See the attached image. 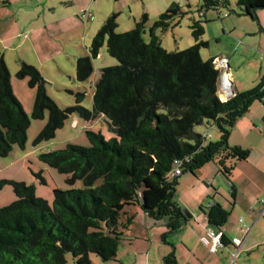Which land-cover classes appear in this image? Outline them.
I'll return each mask as SVG.
<instances>
[{
  "label": "trees",
  "instance_id": "16d2710c",
  "mask_svg": "<svg viewBox=\"0 0 264 264\" xmlns=\"http://www.w3.org/2000/svg\"><path fill=\"white\" fill-rule=\"evenodd\" d=\"M239 11L249 15L251 8L264 7V0H237ZM228 7L229 0H203L193 9L172 3L148 28L144 13L133 28L116 32L118 13H111L93 35L88 52L77 57L75 80L83 82L93 72L92 59L105 44L117 64L103 67L94 81L92 108L82 105L84 92H71V106L57 105L47 94V80L32 64L21 62L18 78H28L36 88L30 115L15 96L10 72L0 53V156L14 146L25 148L31 119H48L32 141L36 146L54 138L71 115L93 121L102 115L113 136L106 140L100 133L86 130L87 146L68 143L59 150L40 153L38 159L65 175L68 189L53 188L50 202L35 194V185L13 179L0 180V188L9 184L15 200L0 207V264H93L91 256L103 262L115 261L118 246L135 219L131 207L139 208L153 221L166 220L167 235L179 229L189 217L174 201L178 176L193 173L214 162L227 180L236 162L245 160L249 148L228 144L237 119L255 101L264 100V74L258 83L243 92H235L222 101L219 97L220 71L213 59L203 60L200 48L203 22L190 17L193 44L168 51L161 45L159 32L179 23L180 18L202 9ZM219 16L222 19L220 12ZM227 16V15H226ZM206 120L219 130V139L195 131ZM210 122V123H209ZM175 160L181 161V173L170 176ZM42 171V170H40ZM32 175L45 183L41 172ZM81 183V186L75 184ZM231 196L234 197V188ZM207 222L219 230L229 212L216 203L200 207ZM221 241L226 239L221 235ZM163 261L176 264L173 253Z\"/></svg>",
  "mask_w": 264,
  "mask_h": 264
},
{
  "label": "rangeland",
  "instance_id": "374dc122",
  "mask_svg": "<svg viewBox=\"0 0 264 264\" xmlns=\"http://www.w3.org/2000/svg\"><path fill=\"white\" fill-rule=\"evenodd\" d=\"M168 1L169 4L174 2L183 7H186V5L189 4L192 6V11L203 3V0ZM236 1L237 0H229L228 7L218 6L217 9L203 8L201 13L196 12L194 14L193 12H190L189 14H186L180 18L178 25L172 26L165 32H159V35L161 37V45L164 49L168 51H178L185 49L194 42L188 27L190 23V17L194 16L196 19L201 20L204 26L202 39L207 42V46L200 48L199 52L201 58L203 60H209L211 58L215 60L216 58L221 57H226L229 59L230 63L228 66L229 72H231L230 79L234 82L236 91L243 92L254 87L258 83L260 77L264 74V9L257 10L256 20L249 15L241 13L236 5ZM133 9L134 16H137L135 15V7H133ZM165 10L166 9H164L162 12ZM149 12L150 13L145 12L148 17V22L145 26V33L143 34L145 40L148 39L149 26L159 16V13H152V11ZM218 12L222 14V17L224 15L222 19L220 18ZM142 14L144 13H141L137 19H139ZM124 19L125 13L117 20L118 26L116 28V32H124L133 28L135 22ZM96 30L98 31L99 29ZM19 41L20 39L18 38H13L12 41L8 39L0 40V53L3 55L5 64L10 72L13 93L21 102L28 115H30L33 107L36 88L29 86L28 78L21 79L16 76L20 65L19 61L23 58L33 62L34 64H30L34 65L38 70H40L42 76L47 80V94L51 96L61 108L71 106L75 102V97L71 92L67 91L69 90L72 92H84L85 96L82 100V105L88 109H91L92 94L94 90L93 85L94 81L99 75L100 69L103 67L113 66L118 63L114 57L107 53L104 44L100 48L99 54L92 59L93 72L90 77L83 82H78L75 80L76 59H74L77 48L74 50L75 52L69 49L68 54H57L53 52V50H58L59 48L62 49L64 46H66L67 49L71 48L73 46L72 43L74 40L67 42V39H64L60 40L58 43L46 44L44 48L49 50L50 53L44 55L27 52V48L31 51V45L26 41H24V44H19ZM86 42L87 43L85 46H87L89 49L91 41L90 43L88 41ZM80 49L85 51V48ZM88 49H86L85 52H87ZM253 105L255 107L259 104L255 103ZM241 118L243 119V117H240L237 119L236 123L241 120ZM47 119L48 113L45 112V117L43 119H31L30 121L29 128L27 129V141L25 146L27 148L26 151L32 150V152H29L28 157L30 159H26L25 166L21 167L23 164L15 160L16 154L22 153L18 146H14L13 151L9 155L4 157L0 156V179L15 178L14 180L23 181L25 183L28 180L27 184L33 183L35 185L36 196L45 198L50 202L53 188L68 189L71 186L66 184L64 180L65 175L41 162L38 159V155L50 150L63 149L68 143L87 146L89 143L85 133L86 130L100 133L106 140H111L114 134L107 122V119L105 118H98L94 121L88 122L74 114V116L71 115V117L65 121L62 128L56 131L54 138L46 142H42L39 145L33 146V139L45 125ZM73 119H76V123L74 125H72L73 123L71 122ZM194 129L200 134H208L209 138L207 140L215 141L219 139L220 134L218 128L213 124H208L206 120L201 124L195 125ZM243 131L244 127H238L237 124H235L229 134L230 139L228 137V144L231 145L230 142L232 144H236L239 138H243L246 135ZM256 138L257 136L255 134H252V137H249V139L253 141L254 146L257 144ZM256 153L257 150L255 149L251 156L254 158ZM10 161L12 162L11 165L9 164ZM41 169L42 171H40ZM33 170L36 173L39 171L41 172V175L45 179V183L40 182L41 180L39 178H36L32 175L31 171ZM213 171H215V173L217 172V166L214 162H210L205 166L195 170L193 173L187 171L179 175L173 197L174 201L180 204V206L183 209H186L190 214H192L191 211L193 210L196 215L201 216H203V213L200 210V205L206 208L209 207L206 203L211 199L220 197L221 201L228 207L230 202L233 201V198L230 194V181H228L221 173H219L215 178L212 175H208L204 181L201 179L202 173L206 172L208 174L209 172ZM75 185L81 186V183H77ZM207 191L210 194L209 198L203 197ZM15 198V194L13 193L12 187L9 184H4L1 186L0 207L11 203ZM202 198L205 203H198V201ZM185 204H188V206H185ZM231 219L233 218H231L229 213L226 222L228 227V224H233ZM164 220L165 218L161 219L160 222L164 223ZM196 222L197 221L195 218L194 221H191L189 224H183L179 229L172 233V236L170 235L171 237L167 235L165 239H167V241H169V239H173L177 242L180 241L182 236H185V229H195L197 224ZM199 222L204 223V219H199ZM158 225L160 224L158 223L157 227H159ZM163 230L165 231L164 227ZM121 243L122 241L120 244ZM180 251L181 249L178 247L176 253L180 256V264H182L183 261ZM222 254L223 251L221 253H216L217 256H221ZM223 255H225V260L223 259V261L219 264H264V245L257 246L256 249H253L250 252H245L240 256L237 254L233 260L231 258L232 254L230 252L224 253ZM91 259L93 264H118L117 262L113 261L103 262L95 255H92ZM66 260V264H74L70 254H67ZM185 264H191V262L189 261L187 263L185 261Z\"/></svg>",
  "mask_w": 264,
  "mask_h": 264
},
{
  "label": "crops",
  "instance_id": "0c3cea01",
  "mask_svg": "<svg viewBox=\"0 0 264 264\" xmlns=\"http://www.w3.org/2000/svg\"><path fill=\"white\" fill-rule=\"evenodd\" d=\"M169 5L171 4L168 0H0V40L12 41L13 38H18L20 39L19 44H24L26 41L31 45V51L27 48V52L39 55L50 53L44 48L46 44L58 43L64 39H67V42L74 40L71 48L67 49L64 46L62 49L53 50V52L68 54L69 49L75 52L74 50L77 48L74 58L77 59L81 54L84 55L88 52H85L88 49L85 46L86 41L90 43L93 35L97 32L96 29H99L111 13H118L117 20L125 13L124 20L135 22L141 13L152 11V13L160 14ZM133 7H135L137 16H134ZM80 48H85V51ZM23 59L19 61V64L21 62L34 64L26 58ZM229 63L230 61L227 59V64L229 65ZM228 65L227 72L230 79L231 72H229ZM230 81L231 89L235 93V84L231 79ZM219 97L222 100L220 94ZM255 103L259 105L254 107ZM242 117L243 119L241 118L235 124L238 127H244L243 132L246 135L239 138L236 144H232L230 140L229 142L231 145L249 148L250 154L245 160L236 162L231 171L228 181L234 188L233 201L228 207L220 197L206 203L207 206H210L211 203L220 204L230 213L233 224H228V227L226 221L219 230L207 222L203 212V216H201L196 215L192 210L191 217L184 225L196 218V228H186L185 236H182L178 242L173 239H169V241L165 239V241L160 235L164 232L163 227L166 230V220L164 223L155 222L142 213L139 208L131 207L130 211L136 214L135 219L126 230L124 240L119 244L116 260L113 262L118 264H167L163 258L167 254L173 253L176 264H180V256L176 253L180 247L182 264H185V261L187 263L190 261L191 264H219L225 258L224 253L237 252L236 256L237 254L240 256L256 249L257 246L264 245V100L253 102ZM98 118L105 117L100 115L96 119ZM75 120L71 121L72 125L76 123ZM252 134L257 136L256 146L249 139ZM255 149L257 153L253 158L251 155ZM26 150L25 146L24 149H21L22 153H17L15 156V160L23 164L21 167L25 166L29 152H32V150ZM9 164L11 165L12 162L10 161ZM218 174V170L216 173L215 171L208 174L204 172L201 174V179L204 181L208 175L215 178ZM209 196L207 191L203 197L209 198ZM199 202L203 203V198ZM201 218L204 219V223L199 222ZM158 223L159 227H157ZM208 230L221 233L226 239V244L214 253H211L208 246L201 241ZM170 235L172 236V234ZM222 251L221 256L216 255Z\"/></svg>",
  "mask_w": 264,
  "mask_h": 264
},
{
  "label": "built area",
  "instance_id": "2783aa9c",
  "mask_svg": "<svg viewBox=\"0 0 264 264\" xmlns=\"http://www.w3.org/2000/svg\"><path fill=\"white\" fill-rule=\"evenodd\" d=\"M214 67L220 71V77H219V94L222 97V100L224 101L227 98V95L230 94L232 91L231 84L229 83V75L227 72V59L225 57L216 58L213 60ZM205 136H208V134H203ZM181 161L175 160L174 162V168L170 173V176H176L181 173ZM213 203L210 204L212 206ZM201 241L206 244L209 248V251L211 253H214L217 251L218 248H221L224 246L223 242L221 241V233H215L210 230L206 232V235L201 238ZM236 256V253H232V260Z\"/></svg>",
  "mask_w": 264,
  "mask_h": 264
},
{
  "label": "water",
  "instance_id": "95a60500",
  "mask_svg": "<svg viewBox=\"0 0 264 264\" xmlns=\"http://www.w3.org/2000/svg\"><path fill=\"white\" fill-rule=\"evenodd\" d=\"M259 9H264V7H253V8H251V11H250L249 16H251L253 19H256L257 20L256 13H257V10H259ZM229 83L231 84V81L230 80H229ZM233 94H234V92L231 91L230 94L227 95V98L226 99H228L229 97H231ZM183 211H184V214H185L186 217H191V214L189 212H187L185 209Z\"/></svg>",
  "mask_w": 264,
  "mask_h": 264
}]
</instances>
